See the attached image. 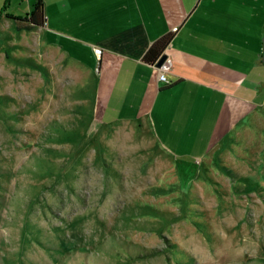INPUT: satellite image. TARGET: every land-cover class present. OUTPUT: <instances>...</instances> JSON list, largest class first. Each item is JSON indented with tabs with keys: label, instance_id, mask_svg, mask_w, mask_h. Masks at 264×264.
<instances>
[{
	"label": "rangeland",
	"instance_id": "1",
	"mask_svg": "<svg viewBox=\"0 0 264 264\" xmlns=\"http://www.w3.org/2000/svg\"><path fill=\"white\" fill-rule=\"evenodd\" d=\"M31 2L0 0V264H264V103L206 153L101 123Z\"/></svg>",
	"mask_w": 264,
	"mask_h": 264
},
{
	"label": "crops",
	"instance_id": "2",
	"mask_svg": "<svg viewBox=\"0 0 264 264\" xmlns=\"http://www.w3.org/2000/svg\"><path fill=\"white\" fill-rule=\"evenodd\" d=\"M42 1L44 37L92 71L101 123L143 120L206 153L264 103V0ZM167 32L164 81L142 54Z\"/></svg>",
	"mask_w": 264,
	"mask_h": 264
},
{
	"label": "trees",
	"instance_id": "3",
	"mask_svg": "<svg viewBox=\"0 0 264 264\" xmlns=\"http://www.w3.org/2000/svg\"><path fill=\"white\" fill-rule=\"evenodd\" d=\"M34 25H41L44 22V11L42 0H32L28 11L21 17ZM170 41V32L164 33L153 40L142 54V59L153 64L157 57L163 52L164 47Z\"/></svg>",
	"mask_w": 264,
	"mask_h": 264
},
{
	"label": "built area",
	"instance_id": "4",
	"mask_svg": "<svg viewBox=\"0 0 264 264\" xmlns=\"http://www.w3.org/2000/svg\"><path fill=\"white\" fill-rule=\"evenodd\" d=\"M93 50H94L95 54H97V56H98L99 52H100L99 46H93ZM170 64H171V59H170V56H168L167 54L159 65L154 64L156 69H157V78L158 79L164 80V81L167 80L165 73L169 69Z\"/></svg>",
	"mask_w": 264,
	"mask_h": 264
},
{
	"label": "water",
	"instance_id": "5",
	"mask_svg": "<svg viewBox=\"0 0 264 264\" xmlns=\"http://www.w3.org/2000/svg\"><path fill=\"white\" fill-rule=\"evenodd\" d=\"M166 52H161L160 55L157 57L156 61L154 62L155 65H159L162 60L164 59V57L166 56ZM263 57H264V48H263Z\"/></svg>",
	"mask_w": 264,
	"mask_h": 264
}]
</instances>
